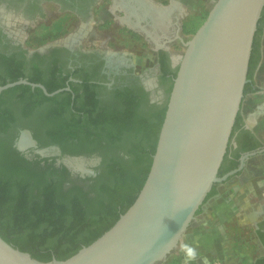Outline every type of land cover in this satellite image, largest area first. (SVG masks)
<instances>
[{
	"label": "trees",
	"instance_id": "obj_1",
	"mask_svg": "<svg viewBox=\"0 0 264 264\" xmlns=\"http://www.w3.org/2000/svg\"><path fill=\"white\" fill-rule=\"evenodd\" d=\"M263 27L264 10L254 39L245 94L258 89L254 75L261 60ZM186 30L190 31L188 26ZM178 67H164L163 76L170 84L163 104H149L144 95L124 91L113 102L102 105L91 90L90 78L83 79L87 94L76 91L75 97L73 91L67 90L49 96L42 88L28 84L4 90L0 94L3 238L39 260H64L111 228L136 200L148 176ZM52 75L46 78L38 65L27 71L17 64L0 77V85L22 77L43 83L50 92L67 85L64 78L57 80ZM14 122L32 128L41 145L56 142L71 155L100 153L104 156L102 171L89 183L90 178L73 176L65 165H55L47 158L42 159L44 164L42 160L26 158L13 145L14 136L8 132ZM243 124L239 112L220 176L239 165L240 153L231 158L229 152L231 141ZM244 139L242 149L262 144L250 130ZM121 151L129 158L121 156ZM216 186L207 199L216 193ZM256 233L264 245V231L260 228ZM255 264H264V253Z\"/></svg>",
	"mask_w": 264,
	"mask_h": 264
},
{
	"label": "water",
	"instance_id": "obj_2",
	"mask_svg": "<svg viewBox=\"0 0 264 264\" xmlns=\"http://www.w3.org/2000/svg\"><path fill=\"white\" fill-rule=\"evenodd\" d=\"M263 10L264 0H215L192 37L181 38L186 48L178 59L150 171L136 200L111 228L69 258L50 261L15 247L0 233V264H159L167 260L214 185L243 170L255 155H243L238 167L219 175L250 81ZM19 84L40 87L49 96L70 89L50 92L43 83L22 77L0 85V93ZM27 133L36 145L31 131Z\"/></svg>",
	"mask_w": 264,
	"mask_h": 264
},
{
	"label": "flooded vegetation",
	"instance_id": "obj_3",
	"mask_svg": "<svg viewBox=\"0 0 264 264\" xmlns=\"http://www.w3.org/2000/svg\"><path fill=\"white\" fill-rule=\"evenodd\" d=\"M106 1L108 0H0V77L7 74L11 66L17 64H20V66L27 71H30L34 65H38L40 70L44 72L46 78L50 79V75L53 73L55 76L54 78L57 80L64 78L67 85L62 88L70 86V89L64 90L70 92L73 91L74 97L76 91H78V93L87 94L86 87L83 86V79L90 78L92 84L91 90L94 93V96L101 101L102 105H104V103L113 102L115 96L124 91H129L140 96L144 95L149 104L165 103L168 97L167 89L170 81L166 82L163 76L164 67L166 65L171 68H176L178 66L179 56L176 57L170 48H168V45L173 44L174 40L159 45L156 44L155 41L150 40L149 37L148 40L145 36L144 42L147 41L148 44L152 43L153 47H155L152 55L154 60H152V63L150 62V65L145 66L144 68H139L144 66L143 60H145V53L147 51V49H143L144 42H141L140 46L142 49L140 48V53L138 54L143 58L133 61L128 55H126L130 52L124 51V49H128L126 46L124 48L120 47V50L117 52L108 50L107 48H109V46H107V38L103 44H99L100 46L93 42L84 46L78 41L81 37L78 40L73 41L72 38L67 37V34L63 39L61 38L60 40L51 41L36 48H30L26 43V40L29 39L30 35L26 33L27 35H22L21 37L12 27L15 24H25L24 26H30L55 22H60L62 24L84 23L88 25L93 22L95 23L94 19L98 15L96 10L104 7ZM117 3L118 2L111 0L109 7H112V10H115L118 5ZM122 4H126L125 6L128 7L127 11L130 14L123 18L125 20L133 21L135 23V12L141 16L145 14V11L140 7V4H142L141 0H124ZM131 8L133 10H131ZM116 10L115 11L118 12V9ZM153 18L156 19L154 15L148 16L147 21L150 25H153L155 22ZM115 19L119 22L120 20H123L119 17H115ZM124 25L129 28L128 32L130 36L129 38H126L127 41L130 40V42H132L133 40L134 42L139 27L136 26V24L130 26L129 23ZM25 31V28L20 29V32ZM92 33L93 35L96 34L95 32ZM92 33L89 32L87 37L89 38V35ZM91 39L92 38H89L90 41ZM173 39L175 38L173 37ZM128 43L126 42L127 46L129 45ZM42 47H44V49H41ZM152 77L155 78L156 81L150 82L149 78ZM14 113H16L18 117L19 114L16 109ZM24 130L31 131L37 144L21 149L19 148L18 143L23 137ZM247 130L249 129L244 122L243 126L237 130L231 141L232 147L229 152L230 157L233 158L236 153L239 152V163L242 156L245 154L255 152V155L250 156L254 157L264 153V142L254 133L253 134L262 142L261 146L253 149L241 148V142L245 141L244 135ZM8 132L14 136L13 145L30 160H42L47 158L49 162H54L55 165H65L73 176L90 178L89 183H92L94 178L102 171L104 156L98 152L91 155H71L64 153L63 148L59 143L51 142L46 145H41V142L35 136L33 129L23 126L18 122L12 123L8 128ZM44 148H51V154L53 155L47 156L40 154V150ZM120 155L129 158V155L123 151L120 152ZM66 156H83L88 161L87 165L90 167L87 166V169L89 170L72 169L71 166L62 161ZM41 163L44 164L45 160H42ZM90 170H92L93 173H91ZM237 175L238 173L233 176ZM231 177L228 180H230ZM228 180L216 183V190L218 191L219 185L225 184ZM199 213L200 211L197 212V214ZM255 224L256 231L260 228L264 231V212H262ZM257 239L259 243H261L259 235H257ZM262 246L264 247L263 244ZM192 261L188 264H192Z\"/></svg>",
	"mask_w": 264,
	"mask_h": 264
},
{
	"label": "rangeland",
	"instance_id": "obj_4",
	"mask_svg": "<svg viewBox=\"0 0 264 264\" xmlns=\"http://www.w3.org/2000/svg\"><path fill=\"white\" fill-rule=\"evenodd\" d=\"M161 1L166 3L168 0ZM110 2L111 0L106 1L104 7L96 10V13L99 14V12H104L106 16L104 22L101 24H96L94 22L88 25L84 23L62 24L60 22H55L30 26L15 24L12 27L21 37L22 35H30L29 39L26 40L27 46L30 48H36L48 42L60 40L61 38L63 39L67 34V37L72 38L73 41L81 37L78 41L84 46H87L90 42L100 46L99 44H103L107 38L108 50L117 52L120 50V47L124 48L126 46L128 49L126 48L124 51L130 52V55H126L133 61H136L138 58L133 50L126 44V42H130V40L127 41L126 39L130 36L128 32L129 28L124 25L126 23H123V20L119 22L115 19L116 12L112 10V7H109ZM193 2L196 7L190 8V11L191 16L197 18V23L190 28L187 25L189 23L185 24V26H188L190 29V31H185V39L191 38L197 28L204 22L215 0H194ZM119 12L121 13V11ZM191 16H187L185 21ZM22 28H25L26 31L20 32ZM89 32H95L97 34L93 35L92 33L89 35V38H92L91 41L87 37ZM263 34L264 27L262 37ZM135 38V42H137V40L138 42L134 44L141 48V42L144 40L142 35L136 34ZM147 48H149V44L145 41L143 49ZM185 48L183 43L177 41L172 49L176 57H178L184 53ZM149 50L152 53V49L150 48L147 51ZM151 53L149 56V53L145 54V60H143L144 66L139 68H144L150 65V62H153L152 60H154V57L152 56L153 53L152 55ZM153 77L149 78L150 82L156 81ZM51 152L52 150L49 148L48 153L45 155H53ZM69 157L83 158L85 167L76 169H87L88 161L86 158L83 156H66L65 158ZM65 158L62 159L63 162ZM252 158L253 157H250L249 160ZM72 168L75 167L72 166ZM244 169L240 171V174L237 175L238 177L241 176ZM256 176H258V178L256 177L255 179L256 186L247 195L249 198L244 202L243 206L242 203H240V195H235L236 198L234 199L233 196L219 192L222 187V185H219V190L210 196L202 205V209L200 213L197 214L194 223L187 229L167 260L159 264H188L192 260H196L197 264H255L256 259L264 253V247L257 239L255 224L262 212H264V171L258 172Z\"/></svg>",
	"mask_w": 264,
	"mask_h": 264
},
{
	"label": "crops",
	"instance_id": "obj_5",
	"mask_svg": "<svg viewBox=\"0 0 264 264\" xmlns=\"http://www.w3.org/2000/svg\"><path fill=\"white\" fill-rule=\"evenodd\" d=\"M113 1L118 2L117 8H115V10L118 9V12H116L117 10L114 11L116 12L115 17L123 19L130 15L127 11L128 7L125 6L126 4H122L124 0ZM193 1L194 0H168L164 3L161 0H141L142 4H140V7L145 11V14L141 16L134 11L136 22L134 23L133 21L123 19V23H129L130 26L136 24V26L139 27L137 30L138 34L142 35L144 40L146 36L147 39L149 37L150 40L155 41V43L159 45L174 40L173 44L168 45V48L173 52L172 48L175 46V42L179 41L183 43L181 38H186L185 24L189 23L188 26L190 28L197 23V18L191 16L190 11V8L196 7ZM131 10L133 9L131 8ZM119 11H121V13ZM150 15H154L156 18H153L155 21L153 25H150L147 21ZM187 16L191 17L185 21ZM105 18L104 12H99L94 21L96 24H101L104 22ZM173 37L175 39H173ZM132 42H130L128 46L133 50L139 60L142 59L143 57L138 55L140 53L139 46L134 44L137 43L138 40L137 42ZM150 48L153 53L155 47H153L152 43L149 44L147 50ZM261 52V60L254 75V86L258 89L245 94L240 112L247 128L264 142V34L261 40ZM150 53L149 50L146 51L145 54L149 56ZM262 171H264V154H260L248 160L241 176H236L228 180L222 185L220 192L233 196L234 199L236 198L235 195H240V203H242L243 206L244 202L249 198L247 195L256 186L255 179L256 177L258 178V176H256L257 173Z\"/></svg>",
	"mask_w": 264,
	"mask_h": 264
},
{
	"label": "bare ground",
	"instance_id": "obj_6",
	"mask_svg": "<svg viewBox=\"0 0 264 264\" xmlns=\"http://www.w3.org/2000/svg\"><path fill=\"white\" fill-rule=\"evenodd\" d=\"M34 145H35V142L32 140L30 135L27 133V130H24L23 131V137L19 141L18 146L21 149H25V148H28V147L34 146ZM48 151H49V148H44V149L40 150V152L42 154H47ZM64 162H66L69 166H71V168H72V166L75 167V168H72L74 170H78L80 168H84L85 167L84 159L83 158H79V157L65 158ZM76 168H78V169H76ZM86 170H89V169H86Z\"/></svg>",
	"mask_w": 264,
	"mask_h": 264
}]
</instances>
